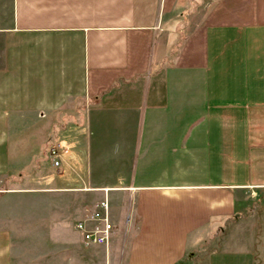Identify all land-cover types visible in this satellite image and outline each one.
Segmentation results:
<instances>
[{
    "label": "crops",
    "instance_id": "obj_1",
    "mask_svg": "<svg viewBox=\"0 0 264 264\" xmlns=\"http://www.w3.org/2000/svg\"><path fill=\"white\" fill-rule=\"evenodd\" d=\"M43 119L59 165L49 149L40 185L6 186L20 179L7 176L10 124L17 145ZM9 194L46 202L22 227L0 207V264H264L260 240L198 255L239 201L264 199V0H0ZM104 198L113 235L86 246L75 224ZM4 219L46 238L24 243Z\"/></svg>",
    "mask_w": 264,
    "mask_h": 264
},
{
    "label": "rangeland",
    "instance_id": "obj_2",
    "mask_svg": "<svg viewBox=\"0 0 264 264\" xmlns=\"http://www.w3.org/2000/svg\"><path fill=\"white\" fill-rule=\"evenodd\" d=\"M49 122L50 121L48 119H43L38 123H34L32 125L31 121L28 122V124L23 129L24 131H22V136L19 138L17 145H14L16 135H14L12 129H10L12 123L10 124L8 135L9 153L7 152V157L8 160L11 161V165L9 166L10 168H7V176L15 177V175H19L21 180L18 179V181H13V184L9 180L6 186H23L28 188L38 186L40 185V182H43L39 180H42L43 173H46L47 171L45 170L43 172L42 167L49 163L50 157L48 155V151L51 145L54 143L53 140L55 139L53 136L54 132L51 129V124H49ZM50 133L52 135H50ZM34 172L35 174H33ZM44 202H46V200H35L31 196H21V194H19V196H10L9 194V196H7L6 198H0V207L3 210L6 209L8 214L10 212L12 213L8 216L9 219L17 217L19 219V225L20 227H22L21 225H23V221H25V219H31L32 211L35 205ZM130 207L131 201L129 200L128 210L126 211L121 226L118 227L122 230V235L123 233H125V241L129 236V231L131 230L133 221V214L132 212L130 214ZM15 210L18 212H16ZM239 210H241V212H239ZM256 211H258L259 214H256ZM28 222L29 221H26V223ZM3 223L11 230L12 236L22 235L24 237L23 239L25 240L24 243H31V240L44 241L46 238V233L43 232H33L29 229H25L26 231H24L23 229L25 228V225L23 229L20 230L19 226H17V224L13 221L7 222V220L4 219ZM232 226L227 227L228 230L225 234L224 232L213 234L212 238L210 239H212L214 242H212L210 245H207L208 243L206 244L202 242L206 245L199 248L198 255L202 257L211 253V251L213 250H218L219 252L222 251L223 253H231L227 254L228 256L230 255L233 257H239V255L237 254L233 255V253H239L240 249L237 248L238 245H236V242L239 243L240 239H243L242 241H244L246 245H249L253 241L259 240L263 241L264 243V199L261 197L258 198L257 196H250L247 200L239 201L237 205V214L232 220ZM121 232L119 233V235L121 234ZM201 239L203 238L201 237ZM118 244L120 245V242ZM121 246H124V241ZM28 248L29 247L23 249L24 257L27 253L28 255L32 254V252L30 251L32 250V247L29 248L30 250ZM33 248L34 251H39L38 255L39 253L41 254V247L34 246ZM40 258L43 259V256H40ZM24 263L52 264V262H48L47 260L40 261V259H24ZM56 264H59V262L56 261Z\"/></svg>",
    "mask_w": 264,
    "mask_h": 264
},
{
    "label": "built area",
    "instance_id": "obj_3",
    "mask_svg": "<svg viewBox=\"0 0 264 264\" xmlns=\"http://www.w3.org/2000/svg\"><path fill=\"white\" fill-rule=\"evenodd\" d=\"M60 151L61 145L59 143L54 144L50 148L49 154L54 166L59 165ZM75 229L80 233L84 245L107 246L114 231L108 200L104 198L93 205V207L88 208L85 219L77 221Z\"/></svg>",
    "mask_w": 264,
    "mask_h": 264
},
{
    "label": "bare ground",
    "instance_id": "obj_4",
    "mask_svg": "<svg viewBox=\"0 0 264 264\" xmlns=\"http://www.w3.org/2000/svg\"><path fill=\"white\" fill-rule=\"evenodd\" d=\"M109 211H110V208H109ZM110 213V212H109Z\"/></svg>",
    "mask_w": 264,
    "mask_h": 264
}]
</instances>
